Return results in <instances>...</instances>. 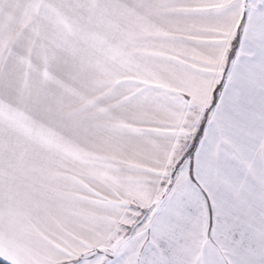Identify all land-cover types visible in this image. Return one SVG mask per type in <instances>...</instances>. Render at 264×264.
<instances>
[{
    "label": "snow or ice",
    "instance_id": "6c2138e0",
    "mask_svg": "<svg viewBox=\"0 0 264 264\" xmlns=\"http://www.w3.org/2000/svg\"><path fill=\"white\" fill-rule=\"evenodd\" d=\"M0 264H264V0H0Z\"/></svg>",
    "mask_w": 264,
    "mask_h": 264
}]
</instances>
